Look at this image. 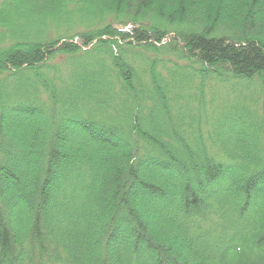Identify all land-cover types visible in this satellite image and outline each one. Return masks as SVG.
Instances as JSON below:
<instances>
[{
	"label": "trees",
	"instance_id": "trees-1",
	"mask_svg": "<svg viewBox=\"0 0 264 264\" xmlns=\"http://www.w3.org/2000/svg\"><path fill=\"white\" fill-rule=\"evenodd\" d=\"M0 264H264V0H0Z\"/></svg>",
	"mask_w": 264,
	"mask_h": 264
}]
</instances>
